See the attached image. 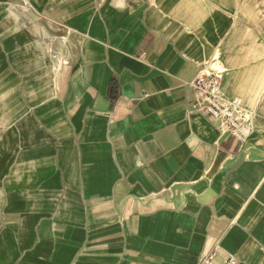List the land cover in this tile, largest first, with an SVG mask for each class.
Masks as SVG:
<instances>
[{
    "label": "crops",
    "instance_id": "1",
    "mask_svg": "<svg viewBox=\"0 0 264 264\" xmlns=\"http://www.w3.org/2000/svg\"><path fill=\"white\" fill-rule=\"evenodd\" d=\"M259 12L0 0V264H264ZM204 65L256 111L243 147L195 112Z\"/></svg>",
    "mask_w": 264,
    "mask_h": 264
},
{
    "label": "built area",
    "instance_id": "2",
    "mask_svg": "<svg viewBox=\"0 0 264 264\" xmlns=\"http://www.w3.org/2000/svg\"><path fill=\"white\" fill-rule=\"evenodd\" d=\"M144 53L140 55L143 57ZM224 70L204 65L190 85L195 91V112L210 119L216 127L245 146L254 129L256 111L246 107L240 100L226 95L223 86ZM216 253L204 255L199 264H216ZM223 264H237L229 256Z\"/></svg>",
    "mask_w": 264,
    "mask_h": 264
},
{
    "label": "rangeland",
    "instance_id": "3",
    "mask_svg": "<svg viewBox=\"0 0 264 264\" xmlns=\"http://www.w3.org/2000/svg\"><path fill=\"white\" fill-rule=\"evenodd\" d=\"M249 2H251V4H252V6L254 7V8H256V9H258L260 12V14L261 13H263L264 14V0H248ZM219 64V63H218ZM213 68H217V69H219V70H225V69H223V67L222 66H220V65H214V66H212Z\"/></svg>",
    "mask_w": 264,
    "mask_h": 264
}]
</instances>
